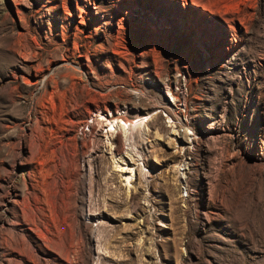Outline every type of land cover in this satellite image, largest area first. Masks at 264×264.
<instances>
[{
  "label": "rangeland",
  "instance_id": "obj_1",
  "mask_svg": "<svg viewBox=\"0 0 264 264\" xmlns=\"http://www.w3.org/2000/svg\"><path fill=\"white\" fill-rule=\"evenodd\" d=\"M0 264H264V0H0Z\"/></svg>",
  "mask_w": 264,
  "mask_h": 264
},
{
  "label": "bare ground",
  "instance_id": "obj_2",
  "mask_svg": "<svg viewBox=\"0 0 264 264\" xmlns=\"http://www.w3.org/2000/svg\"><path fill=\"white\" fill-rule=\"evenodd\" d=\"M119 111V107L118 106H115L114 107V110H112L108 105H104L103 107H100V108H98V112H99V114H98V117L99 118H101L103 121H105L106 123H107V127L108 128H110L109 129V131L108 132H110L111 133V135H115V134H119V132H121V133H124V135H125V140H126V142H130V144L127 146L128 148H126V149H128L127 151V154L128 155H130L131 157H134V158H138V160L137 161H141L142 159L141 158H143V156H142V152H139V151H137V147H136V151L137 152H135L134 154L132 153L133 152V150H132V147H133V145H135V144H132V140H133V133H134V131L135 130H138L139 131V137L140 138H142V136L144 135V130H145V121H143V119H141L140 118V121L139 122H130L127 118H120L121 116H119L117 119H115L114 118V116L112 117V118H110V119H108L107 117H106V115H108V116H111V115H113V112L114 111ZM105 113H108V114H106L105 115ZM117 113V112H116ZM119 114V113H118ZM123 135V136H124ZM110 141V140H109ZM116 144V143H115ZM112 145H114V142H113V144H112V142H111V146ZM112 148H114V146H112ZM115 150V149H114ZM134 150H135V148H134ZM114 156V155H113ZM122 157V156H121ZM129 156H125L124 155V157L123 158H128ZM116 160H118V162H115V164H116V168H118L119 169V171H121V172H125V168L123 167V165H121V163L119 162V159H117L116 158V155H115V161ZM122 160V159H121ZM120 160V161H121ZM114 164V163H113ZM128 169V168H127ZM132 171V172H131ZM130 172L131 173H133L134 175H136V173H135V171H134V168H132V170H131ZM132 180H133V175H132V177H128L127 178V183H128V185H130V184H132L131 182H132ZM132 187V186H131ZM109 235V234H108ZM107 235V233H106V236H105V239L107 240L108 239V236ZM111 236V235H110Z\"/></svg>",
  "mask_w": 264,
  "mask_h": 264
}]
</instances>
